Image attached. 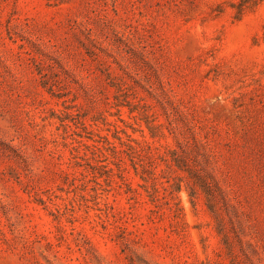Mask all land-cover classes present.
<instances>
[{
    "label": "rangeland",
    "instance_id": "obj_1",
    "mask_svg": "<svg viewBox=\"0 0 264 264\" xmlns=\"http://www.w3.org/2000/svg\"><path fill=\"white\" fill-rule=\"evenodd\" d=\"M224 1L0 0V264H264V3Z\"/></svg>",
    "mask_w": 264,
    "mask_h": 264
},
{
    "label": "trees",
    "instance_id": "obj_2",
    "mask_svg": "<svg viewBox=\"0 0 264 264\" xmlns=\"http://www.w3.org/2000/svg\"><path fill=\"white\" fill-rule=\"evenodd\" d=\"M263 3L264 0H226L217 6L215 12L217 13V15H220L223 14L225 10L230 9L234 13V20L241 21L248 13L254 12ZM173 158L174 160H177V155L175 153H173ZM208 187L209 186L207 185V188ZM176 190L179 191L180 188H177ZM193 196L194 195H192V197ZM175 204L180 208V211L182 212L180 203L177 202Z\"/></svg>",
    "mask_w": 264,
    "mask_h": 264
}]
</instances>
